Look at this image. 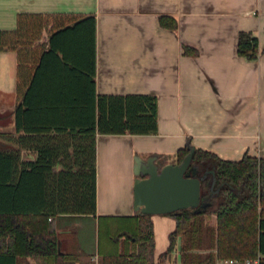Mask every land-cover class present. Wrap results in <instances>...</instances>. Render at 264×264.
<instances>
[{
    "label": "trees",
    "instance_id": "obj_1",
    "mask_svg": "<svg viewBox=\"0 0 264 264\" xmlns=\"http://www.w3.org/2000/svg\"><path fill=\"white\" fill-rule=\"evenodd\" d=\"M160 23L176 26L167 16H160ZM82 26L93 35L87 67L65 52L58 54L54 43L62 32ZM46 30L49 48L37 43ZM0 50L15 51L18 59L16 133H0V264H22L30 257L35 264H156L152 214L139 212L120 230L106 224L109 241L99 247L98 262L85 263L63 250L49 218L96 215L97 134L157 133V95L97 93L94 15L20 12L15 29H0ZM184 52L197 50L185 45ZM260 52L258 37L241 30L238 53L255 60ZM192 145L189 140L177 151V162ZM25 150L37 157L25 156ZM191 165L201 180L203 200L198 207L169 213L177 224L164 254L174 249L187 225L212 212L217 216V257H259L264 264V156L246 153L230 160L195 146ZM207 260L214 264L212 256L195 264Z\"/></svg>",
    "mask_w": 264,
    "mask_h": 264
},
{
    "label": "crops",
    "instance_id": "obj_2",
    "mask_svg": "<svg viewBox=\"0 0 264 264\" xmlns=\"http://www.w3.org/2000/svg\"><path fill=\"white\" fill-rule=\"evenodd\" d=\"M20 12L94 15L97 93L158 97L157 133L97 134L96 215L49 218L61 247L76 254L77 263L98 262L102 222L120 230L119 221L140 212L134 208L136 154H158L160 164L177 162V151L191 140L224 159L264 156V0H0V29H15ZM160 16L174 19L176 26H163ZM241 30L258 37L257 59L238 53ZM92 37L89 26L62 32L54 40L56 52L91 66ZM37 43L49 48L50 33ZM185 45L197 53H185ZM17 64L15 51L0 50V69L15 105ZM1 132L16 133L15 120H0ZM24 155L37 157L32 150ZM152 219L157 263L176 219L169 214ZM181 235L166 264L179 260ZM26 262L35 264L33 257Z\"/></svg>",
    "mask_w": 264,
    "mask_h": 264
},
{
    "label": "water",
    "instance_id": "obj_3",
    "mask_svg": "<svg viewBox=\"0 0 264 264\" xmlns=\"http://www.w3.org/2000/svg\"><path fill=\"white\" fill-rule=\"evenodd\" d=\"M194 150L195 145H192L190 152L181 162H167L163 165L158 162L160 157L158 154L147 158L135 155L133 186L135 210L152 215L169 214L201 204L203 200L201 180L196 175V166L191 165ZM168 246L162 252L161 257L164 258L159 259V264L165 260L164 253ZM202 264L211 263L207 260Z\"/></svg>",
    "mask_w": 264,
    "mask_h": 264
},
{
    "label": "rangeland",
    "instance_id": "obj_4",
    "mask_svg": "<svg viewBox=\"0 0 264 264\" xmlns=\"http://www.w3.org/2000/svg\"><path fill=\"white\" fill-rule=\"evenodd\" d=\"M5 77L0 69V120L2 123L9 124L13 122V108L15 105V96L11 95L9 90V84L5 83ZM3 146V142L0 141V147ZM215 213L209 212L204 214L202 217H198L194 224L187 225L186 230L181 235L182 244L180 248V256L179 260L174 259L173 264H195L200 261L206 260L209 256L213 257L214 264H231L230 260H234L237 262H243L249 257L245 258H223L220 259L217 257V233L215 223ZM216 215V214H215ZM217 219V216H216ZM102 222L100 228L97 231L96 235V244L99 247H103L108 242L109 239L107 235H109ZM108 224V222H106ZM118 224L122 227L125 224H129L128 221H119ZM158 255L156 257L157 264ZM254 259V258H250ZM166 261H160V264H166ZM22 264H28L26 259L22 261Z\"/></svg>",
    "mask_w": 264,
    "mask_h": 264
},
{
    "label": "built area",
    "instance_id": "obj_5",
    "mask_svg": "<svg viewBox=\"0 0 264 264\" xmlns=\"http://www.w3.org/2000/svg\"><path fill=\"white\" fill-rule=\"evenodd\" d=\"M259 261H260V258L257 257V258H254V259H246L244 260L243 262H237V261H234V260H230L229 263L231 264H259Z\"/></svg>",
    "mask_w": 264,
    "mask_h": 264
}]
</instances>
